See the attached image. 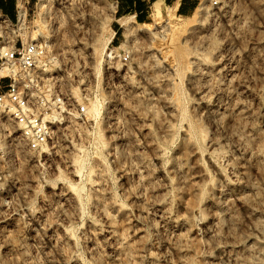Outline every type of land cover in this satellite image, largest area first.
Segmentation results:
<instances>
[{
	"label": "rangeland",
	"instance_id": "rangeland-1",
	"mask_svg": "<svg viewBox=\"0 0 264 264\" xmlns=\"http://www.w3.org/2000/svg\"><path fill=\"white\" fill-rule=\"evenodd\" d=\"M23 1L65 111L39 151L0 118V264H264V0L138 37L117 0Z\"/></svg>",
	"mask_w": 264,
	"mask_h": 264
},
{
	"label": "built area",
	"instance_id": "built-area-1",
	"mask_svg": "<svg viewBox=\"0 0 264 264\" xmlns=\"http://www.w3.org/2000/svg\"><path fill=\"white\" fill-rule=\"evenodd\" d=\"M18 1L26 11L27 2ZM213 3L217 4V0ZM20 9L17 3L15 20L0 11V69L5 71L0 76V118L12 125L27 149L39 151L52 138L53 121L57 119L55 115L62 114L58 110L62 111L64 96L53 86H41L42 82L37 79L39 69L50 60L47 45L38 39L22 37L21 28L25 23L22 25ZM123 59L127 61L128 55L124 54ZM85 112V106L76 109L78 115Z\"/></svg>",
	"mask_w": 264,
	"mask_h": 264
},
{
	"label": "bare ground",
	"instance_id": "bare-ground-1",
	"mask_svg": "<svg viewBox=\"0 0 264 264\" xmlns=\"http://www.w3.org/2000/svg\"><path fill=\"white\" fill-rule=\"evenodd\" d=\"M45 2L46 1H42L40 5L42 7H44L45 6ZM25 12H23L21 16H25ZM176 12H177V6L174 7L173 12L168 13L167 18L165 19L163 11H162V3L161 2H156L154 4V9H153V15L155 17V21L154 22L141 23L140 27H136V26H134V23H135V21L133 20L134 16H126L124 19L121 20V26H123L125 28L127 35L138 37L142 33L153 32L156 29V27L158 25H160V23H162L164 21L165 22L166 21L170 22V20L173 21V19L177 15ZM197 14H198V11L195 12V15H197ZM19 15H20V12H19ZM21 16H20V18H21V20H23L22 25H24V23H25L24 20L26 19V16L25 17H21ZM44 25H45V23H42L38 27V29L33 32V38L32 39H39L40 40L43 37V35H44V33H43ZM115 35H116V31L113 30L111 35H110V37L107 38L104 41V43H103L102 52H105V54H108L109 56L111 55V53L108 52L110 50L109 45L112 42V40L115 37ZM104 61H105V58L101 55V57L99 59V65L103 64ZM12 71L14 73H17V69H13ZM4 74H5V71L0 69V76L4 75ZM100 106L101 105H100L99 101L95 99V101L91 102V106H90V109L88 111V114L91 117H93L96 121L99 118V114H100V110H101ZM61 109H62V111H65V110H63V109H65V107L63 105H61ZM58 113H60V112H58ZM61 116L62 115H55V118L59 119ZM5 143H6L5 141H1L0 142V153L5 150V148H6Z\"/></svg>",
	"mask_w": 264,
	"mask_h": 264
},
{
	"label": "crops",
	"instance_id": "crops-1",
	"mask_svg": "<svg viewBox=\"0 0 264 264\" xmlns=\"http://www.w3.org/2000/svg\"><path fill=\"white\" fill-rule=\"evenodd\" d=\"M156 2H161L162 7L177 6V14L188 16L195 9L197 0H117L116 7L118 15L134 16L138 23L148 21ZM0 11L11 19H16L17 0H0Z\"/></svg>",
	"mask_w": 264,
	"mask_h": 264
}]
</instances>
